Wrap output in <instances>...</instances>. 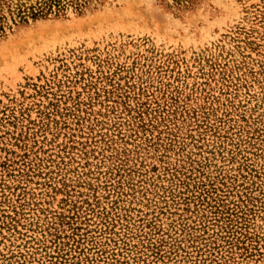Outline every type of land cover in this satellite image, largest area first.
Here are the masks:
<instances>
[{
    "label": "rangeland",
    "instance_id": "374dc122",
    "mask_svg": "<svg viewBox=\"0 0 264 264\" xmlns=\"http://www.w3.org/2000/svg\"><path fill=\"white\" fill-rule=\"evenodd\" d=\"M0 36V264H264V0H73Z\"/></svg>",
    "mask_w": 264,
    "mask_h": 264
},
{
    "label": "trees",
    "instance_id": "16d2710c",
    "mask_svg": "<svg viewBox=\"0 0 264 264\" xmlns=\"http://www.w3.org/2000/svg\"><path fill=\"white\" fill-rule=\"evenodd\" d=\"M70 2L65 0H0V36L6 33L9 21L27 22L56 12L59 15ZM78 10H82L87 0H73Z\"/></svg>",
    "mask_w": 264,
    "mask_h": 264
}]
</instances>
